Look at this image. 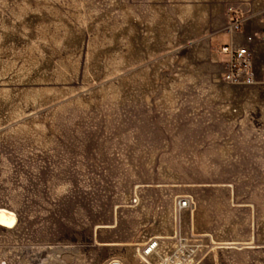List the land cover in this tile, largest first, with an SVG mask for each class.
<instances>
[{
    "label": "rangeland",
    "instance_id": "374dc122",
    "mask_svg": "<svg viewBox=\"0 0 264 264\" xmlns=\"http://www.w3.org/2000/svg\"><path fill=\"white\" fill-rule=\"evenodd\" d=\"M236 19L264 33V0H0V208L17 216L0 264H139L175 234L188 264H264V47L254 83L228 82Z\"/></svg>",
    "mask_w": 264,
    "mask_h": 264
},
{
    "label": "built area",
    "instance_id": "2783aa9c",
    "mask_svg": "<svg viewBox=\"0 0 264 264\" xmlns=\"http://www.w3.org/2000/svg\"><path fill=\"white\" fill-rule=\"evenodd\" d=\"M264 23V20H263ZM243 22L236 19L230 24L228 31L231 33L239 32L242 29ZM260 43L264 47V33L258 35ZM253 37L248 38V42H252ZM223 52L230 55V63L228 64V72L225 79L236 85H248L254 83L255 75L253 70L254 54L250 46L235 47L233 45L227 46ZM179 210L191 209L194 203L191 198H180L177 201ZM161 246L157 240H151L142 250V261L145 264H188L197 257V249L182 242L173 250L161 254ZM162 256L160 260L156 257ZM109 264H121L119 261H112Z\"/></svg>",
    "mask_w": 264,
    "mask_h": 264
},
{
    "label": "crops",
    "instance_id": "0c3cea01",
    "mask_svg": "<svg viewBox=\"0 0 264 264\" xmlns=\"http://www.w3.org/2000/svg\"><path fill=\"white\" fill-rule=\"evenodd\" d=\"M262 26H264V23L261 22V26L260 27H262ZM252 30L253 29H248L247 30V29L244 28L241 32H236V33H231L229 31H227L225 34L229 35V40H226V41H222L221 40V47H227V46L233 45L235 47L250 46L252 48L256 47V49L259 48V45L262 46V44L260 43L259 39H256L254 36L257 33H261L260 28H259L258 32L256 31V29H254L253 31ZM249 37H253V41L252 42H248V38ZM222 61L228 66V64L230 63V55L222 52L221 53V62ZM197 236H199V235H197ZM181 238L182 237H180V239H179L177 234H175L174 236L170 237V240L173 241L172 242L173 249H175L178 246L180 241H185V242L187 241L188 243H190V240L192 242L194 241L193 239H184V238L181 239ZM191 238H196L194 233H191ZM250 241H251L250 243H252V238H250ZM223 243L227 244L226 242H223ZM159 244H160L161 249H162V244L160 242H159ZM241 244H243V243H241ZM146 245H147V243L144 244V245L143 244L140 245V250H139V252H140L139 254L141 255L140 258L143 257L142 256V250L145 248ZM234 245L237 246V244H234ZM236 248L237 247H235V249ZM161 249H160V251H161ZM141 262H142V260H141ZM141 262H139V264H143V262L142 263ZM126 264H138V262L137 263L128 262Z\"/></svg>",
    "mask_w": 264,
    "mask_h": 264
},
{
    "label": "bare ground",
    "instance_id": "6f19581e",
    "mask_svg": "<svg viewBox=\"0 0 264 264\" xmlns=\"http://www.w3.org/2000/svg\"><path fill=\"white\" fill-rule=\"evenodd\" d=\"M17 223V216L8 209L0 208V227L12 228Z\"/></svg>",
    "mask_w": 264,
    "mask_h": 264
}]
</instances>
